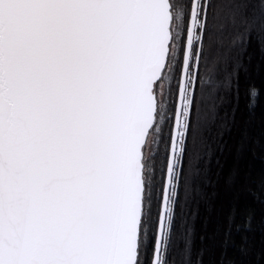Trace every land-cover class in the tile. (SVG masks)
Wrapping results in <instances>:
<instances>
[{
    "label": "snow or ice",
    "instance_id": "1",
    "mask_svg": "<svg viewBox=\"0 0 264 264\" xmlns=\"http://www.w3.org/2000/svg\"><path fill=\"white\" fill-rule=\"evenodd\" d=\"M264 0H0V264H169L217 46Z\"/></svg>",
    "mask_w": 264,
    "mask_h": 264
},
{
    "label": "trees",
    "instance_id": "2",
    "mask_svg": "<svg viewBox=\"0 0 264 264\" xmlns=\"http://www.w3.org/2000/svg\"><path fill=\"white\" fill-rule=\"evenodd\" d=\"M196 103L199 158L186 166L169 264H264V44L215 47Z\"/></svg>",
    "mask_w": 264,
    "mask_h": 264
},
{
    "label": "clouds",
    "instance_id": "3",
    "mask_svg": "<svg viewBox=\"0 0 264 264\" xmlns=\"http://www.w3.org/2000/svg\"><path fill=\"white\" fill-rule=\"evenodd\" d=\"M252 94H253V96L257 95L258 94V90L252 89Z\"/></svg>",
    "mask_w": 264,
    "mask_h": 264
}]
</instances>
